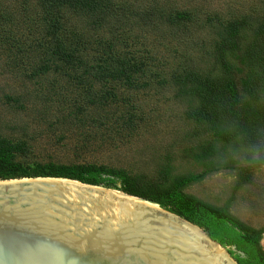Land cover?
Wrapping results in <instances>:
<instances>
[{
	"label": "trees",
	"instance_id": "1",
	"mask_svg": "<svg viewBox=\"0 0 264 264\" xmlns=\"http://www.w3.org/2000/svg\"><path fill=\"white\" fill-rule=\"evenodd\" d=\"M117 21L124 30L133 25L128 36L118 32L120 40L109 35L118 31ZM251 21L240 16L221 24L211 70L191 65L182 70L172 66L183 57L178 48L183 34L206 22L193 8H178L169 0H0V52L10 53L17 66H23L22 78L48 81L36 98L44 106L61 105L65 118L71 119L62 124L76 125L82 139L88 136L84 130L90 132L87 119H92L95 104L103 101L100 105L107 108L108 102H132L136 90L146 91L154 84H171L176 97L187 99L185 116L193 124V135L205 136L186 150L191 159L204 163V170L175 175L168 163L157 180L97 163L40 160L26 140L0 136V179L52 176L121 189L156 201L198 224L221 244L235 246L229 252L238 264H264V227L252 226L227 206L185 191L210 172L234 167L231 160L219 158L229 147H256L262 154L260 159L251 158L253 166L264 162V18L252 27L253 34L248 29ZM163 26L171 30L170 46L162 43L168 55L148 47ZM246 32L252 37L244 42ZM174 42L176 47L171 46ZM231 57L242 66L231 63ZM97 85L105 89L99 98ZM88 108L91 117L86 116ZM134 116L137 113L129 112L127 118ZM68 132L62 127L60 138L68 141ZM252 173L251 166L244 167L240 181L246 183Z\"/></svg>",
	"mask_w": 264,
	"mask_h": 264
},
{
	"label": "rangeland",
	"instance_id": "2",
	"mask_svg": "<svg viewBox=\"0 0 264 264\" xmlns=\"http://www.w3.org/2000/svg\"><path fill=\"white\" fill-rule=\"evenodd\" d=\"M172 1L173 6L178 8H193L206 20L191 26L186 36L183 34L184 40L178 46L183 57L178 60V66H172L182 70L190 65L200 70L212 69L216 55L214 42L227 21L246 16L252 20L248 29L253 34L252 27L264 18V0H169V3ZM207 16L210 17L206 19ZM116 26L118 31L109 35L119 39L116 37L118 32H125L128 36L133 25L129 24L124 30L123 24L117 21ZM149 28L147 26L145 30ZM23 31L30 33L28 27H24ZM170 31L169 27L163 26L148 47L168 55L165 47L170 46ZM252 34L246 32L243 41L247 42ZM163 42L166 43L165 47L162 46ZM171 46L176 47L177 42ZM121 47L126 50L124 43ZM230 60L236 66H242L238 58L231 57ZM23 64L28 63L25 61ZM25 72L23 66H17V60L10 53L0 52V136L26 140L32 150L39 154L37 157L40 160L97 163L125 168L149 180L160 178L163 166L168 163L175 175L197 173L205 169L204 163L194 161L186 153L188 148L201 142L205 136L193 135V124L185 116L188 101L176 97V89L171 84H154L146 91L136 90L132 102H108L107 108L100 105L103 101L99 102L94 105L93 115L88 108L86 116L92 115V119H87L91 129L90 132L84 130L88 136L82 139L76 125L70 127L62 124L71 119L70 116L65 118L61 105L53 102L44 106L43 101L36 98L48 81L42 77L26 80L20 76ZM63 83L71 88L66 81ZM97 92L99 98L105 89L97 85ZM122 96V91H119V100ZM132 104H136L135 109L131 107ZM129 112L137 113V116L128 119ZM62 127L69 130L68 141L60 138ZM261 154L262 151L256 150V147L221 150L219 158L231 160L234 167L210 172L202 180L186 187L185 191L217 206H227L241 220L262 228L264 162L259 161L261 165L255 167V161L251 160L260 159ZM246 166H251L253 173L243 184L240 180ZM261 245L264 250V234Z\"/></svg>",
	"mask_w": 264,
	"mask_h": 264
},
{
	"label": "water",
	"instance_id": "3",
	"mask_svg": "<svg viewBox=\"0 0 264 264\" xmlns=\"http://www.w3.org/2000/svg\"><path fill=\"white\" fill-rule=\"evenodd\" d=\"M230 249L121 189L52 176L0 179V264H238Z\"/></svg>",
	"mask_w": 264,
	"mask_h": 264
},
{
	"label": "bare ground",
	"instance_id": "4",
	"mask_svg": "<svg viewBox=\"0 0 264 264\" xmlns=\"http://www.w3.org/2000/svg\"><path fill=\"white\" fill-rule=\"evenodd\" d=\"M202 234V233H201ZM220 248V247H219ZM221 249V248H220ZM222 250V249H221ZM223 251V250H222ZM224 252V251H223Z\"/></svg>",
	"mask_w": 264,
	"mask_h": 264
}]
</instances>
